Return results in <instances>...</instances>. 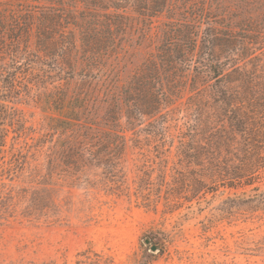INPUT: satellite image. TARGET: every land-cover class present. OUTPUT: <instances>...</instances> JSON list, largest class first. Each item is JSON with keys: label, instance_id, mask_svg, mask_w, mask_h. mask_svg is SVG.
<instances>
[{"label": "trees", "instance_id": "16d2710c", "mask_svg": "<svg viewBox=\"0 0 264 264\" xmlns=\"http://www.w3.org/2000/svg\"><path fill=\"white\" fill-rule=\"evenodd\" d=\"M253 6L254 0H0V69L10 73L0 85V151L6 126L20 119L7 98L18 94L16 76L24 74L27 90L49 93L37 101L55 114L47 128L59 137L61 160L70 159L78 174L99 170L106 191L131 195L121 175L129 133L155 153L140 151L142 163L166 167L174 146L181 170L172 178L186 199L216 185H253L264 173V83L255 89L250 53ZM139 50L144 59L123 78V60ZM146 188L136 182L132 194L148 200ZM252 190L237 203L264 211V191Z\"/></svg>", "mask_w": 264, "mask_h": 264}, {"label": "rangeland", "instance_id": "374dc122", "mask_svg": "<svg viewBox=\"0 0 264 264\" xmlns=\"http://www.w3.org/2000/svg\"><path fill=\"white\" fill-rule=\"evenodd\" d=\"M251 15L256 89L264 83V0H254ZM132 55L122 62L123 78L145 50ZM9 76L0 69V85ZM16 77L19 92L7 100L20 119L6 126L0 151V264H264V211L236 201L253 197L254 187L264 191V173L251 186L216 185L186 199L172 178L181 170L174 146L166 167L142 163L140 151L155 153L147 142L129 140V133L121 175L131 195L106 191L99 170L78 174L70 159L61 160L59 137L47 128L55 114L37 101H47L49 93L39 96L38 88L24 86L29 78ZM136 182L150 189L148 200L132 194Z\"/></svg>", "mask_w": 264, "mask_h": 264}, {"label": "water", "instance_id": "95a60500", "mask_svg": "<svg viewBox=\"0 0 264 264\" xmlns=\"http://www.w3.org/2000/svg\"><path fill=\"white\" fill-rule=\"evenodd\" d=\"M145 243L148 244L149 240H145ZM155 250H156V246L154 245V246L151 247V251H155Z\"/></svg>", "mask_w": 264, "mask_h": 264}]
</instances>
